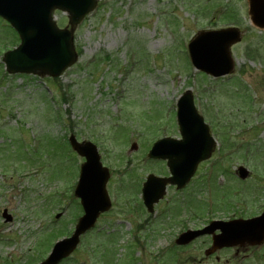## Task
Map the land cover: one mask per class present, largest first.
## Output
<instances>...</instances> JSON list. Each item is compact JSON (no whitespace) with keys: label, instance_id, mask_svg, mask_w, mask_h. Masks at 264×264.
I'll use <instances>...</instances> for the list:
<instances>
[{"label":"rangeland","instance_id":"obj_1","mask_svg":"<svg viewBox=\"0 0 264 264\" xmlns=\"http://www.w3.org/2000/svg\"><path fill=\"white\" fill-rule=\"evenodd\" d=\"M98 4L75 31L78 62L55 84L35 76L7 73L4 77L2 56L16 45V34L0 18V79L4 77L0 86V264H38L40 256L51 252L47 245L58 230H74L81 211L74 188L70 189L78 174V165L72 161L80 167L83 160L64 144L71 134L101 148L102 161L114 172L112 193L109 187L113 209L62 264L157 263L180 227L174 226V218L161 219V213L172 206L162 202L153 217L137 209L144 168L132 170L117 183L124 176L122 169L137 168L141 164L138 154L139 161L143 160L148 145L161 136L142 121L173 129L175 106L186 90L196 94L206 88L205 96L199 95L198 109L212 121L211 107L215 106L222 122L226 121L223 138L216 136L220 140L217 153L191 185L196 190L190 189L187 199L184 193L176 196L189 200L193 194L195 203L206 205L200 209L202 217L191 218L189 226L250 217L264 209V31L251 24L247 0H99ZM55 19L60 27H69L68 14L56 12ZM229 26L244 32L243 41L233 49L236 77L205 78L191 66L188 43L201 30ZM118 122L135 125L129 127L133 135L128 137V126L126 131L115 129ZM146 128H150L148 133ZM177 128L163 131L164 136L177 138ZM135 141L138 149L133 151ZM156 164L164 170L163 163ZM156 164H146V171L159 175ZM206 166L215 170L214 177L219 169L216 179H210L212 171ZM239 166L250 170L252 178H237V182L232 175ZM209 182L212 185L203 186ZM115 184L123 192L116 191ZM28 194L32 195L29 199ZM168 195L172 201L176 194L170 189ZM228 200L236 201L235 205L224 206ZM126 201L136 206H124ZM4 210L12 215V222L3 217ZM57 214H62L58 220ZM184 217L182 213L181 222ZM120 224L118 235L124 250L119 248V238L106 232L107 228L117 230ZM137 233L142 236L141 251L134 243ZM102 243H108L106 252L113 257L100 255ZM209 245L210 240L203 238L188 246L182 257L191 262L183 264H264V248L245 259H240L243 253L234 258V251L229 250L207 258L204 252ZM161 264L178 261L173 257Z\"/></svg>","mask_w":264,"mask_h":264},{"label":"water","instance_id":"obj_2","mask_svg":"<svg viewBox=\"0 0 264 264\" xmlns=\"http://www.w3.org/2000/svg\"><path fill=\"white\" fill-rule=\"evenodd\" d=\"M250 4L254 25L264 28V0H250ZM95 5V0H0V15L12 23L22 38V45L5 56L8 71L11 73H40L58 77L76 62L77 55L73 46L72 33L58 30L53 23L51 18L53 9L68 11L74 28L87 13L94 9ZM240 40V32L237 29L202 32L190 44L193 62L197 68L216 76L232 73L234 62L230 47ZM179 121L184 141L174 143L179 148L169 152L174 154L171 157L174 164L178 165L186 160L190 166H193L192 171H194L199 161L211 156L214 141L209 137L207 127L197 115L193 99L189 94L179 104ZM72 144L76 150L84 151L83 146L76 144L73 139ZM88 159L90 163L91 159ZM240 173L243 179L248 177L246 170L240 169ZM89 175V172L86 173V180L81 182L82 188L89 182ZM177 181L179 182L178 179ZM162 193L163 189L161 190L160 187L156 197ZM99 202L103 210L108 208L106 200L99 199ZM86 207L89 211L88 203ZM91 208L90 215L81 220L73 238L58 244L52 256L44 264H55L74 251L79 243L80 235L92 227L95 222L97 214L93 213L97 208L94 206ZM211 229H221L223 232L218 239L222 243L216 240V246L260 245L264 241V215L253 221L215 223ZM257 229L261 231L257 232ZM203 233H211V230L195 233L191 239Z\"/></svg>","mask_w":264,"mask_h":264}]
</instances>
